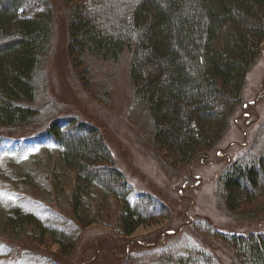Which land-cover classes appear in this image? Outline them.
Listing matches in <instances>:
<instances>
[{
	"label": "trees",
	"instance_id": "trees-1",
	"mask_svg": "<svg viewBox=\"0 0 264 264\" xmlns=\"http://www.w3.org/2000/svg\"><path fill=\"white\" fill-rule=\"evenodd\" d=\"M53 0H0V128L29 126L37 113L35 73L54 32ZM67 53L77 64L88 56L117 62L131 53L137 98L146 102L156 127L155 143L176 165L219 148L243 106L248 74L264 48V0H67ZM43 7L30 18L20 12ZM76 170L74 209L93 190L118 199L117 232L131 237L166 210L152 196L138 194L113 166L99 131L75 119L54 122L44 132ZM230 164L222 174L232 210L264 197V155ZM139 196V197H138ZM138 197V198H137ZM137 198V199H136ZM10 228L34 226L69 255L67 227L46 223L20 207L6 217ZM94 222L86 224L91 226ZM243 264H264V234L233 236ZM225 240V239H224ZM127 256L122 264H138ZM93 260V258H92ZM178 264H214L208 253L179 257ZM84 263V262H83ZM50 264H63L51 261ZM86 264V263H85Z\"/></svg>",
	"mask_w": 264,
	"mask_h": 264
},
{
	"label": "rangeland",
	"instance_id": "rangeland-1",
	"mask_svg": "<svg viewBox=\"0 0 264 264\" xmlns=\"http://www.w3.org/2000/svg\"><path fill=\"white\" fill-rule=\"evenodd\" d=\"M71 5L67 0L51 5L54 32L35 73L36 99L27 104L36 117L27 127L0 128V264H122L129 255L138 264H178L179 257L205 253L214 264H243L226 238L264 234V197L232 210L220 179L233 162L264 155V48L248 74L244 104L219 148L176 165L156 146L154 119L148 104L137 98L131 77V53L117 62L88 56L82 65L67 53ZM42 10L35 5L20 14L30 18ZM67 119L99 131L113 166L132 190L131 200L146 194L166 210L125 237L115 223L118 199L98 189L85 198L81 219L76 217L77 172L43 135L51 124ZM15 207L66 226L73 237L69 255L34 226L22 232L10 228L6 217Z\"/></svg>",
	"mask_w": 264,
	"mask_h": 264
}]
</instances>
